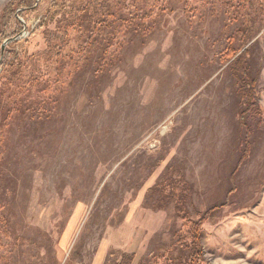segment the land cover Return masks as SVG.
Listing matches in <instances>:
<instances>
[{"label":"rangeland","instance_id":"rangeland-1","mask_svg":"<svg viewBox=\"0 0 264 264\" xmlns=\"http://www.w3.org/2000/svg\"><path fill=\"white\" fill-rule=\"evenodd\" d=\"M19 1L0 0V51L13 48L11 39L1 40L8 30L4 11ZM189 1L154 11L158 23L145 38L126 33L119 62L101 77L85 70L64 92L45 97L31 117L10 123L0 142V214L6 213L13 238L35 239L40 256L48 238L47 253L35 264H51L53 255L57 264H108L123 251L133 252L135 262L162 253L182 222L173 203L154 209L149 189L169 166L190 184L191 218L226 203L202 224L208 263L264 264V28L252 40L250 59L262 121L247 133L225 61L238 25L214 0ZM192 5L199 8L193 15L187 11ZM22 11L15 8L23 22L15 49L40 52L42 64L49 52L43 28L47 36L59 29L52 20L40 26L35 10ZM68 36L66 48L75 31ZM50 59L55 70L54 52ZM13 71L10 88L17 77H30L24 65ZM3 75L0 85L7 83ZM245 135L248 156L230 181ZM23 240L0 249L10 250V264L34 263Z\"/></svg>","mask_w":264,"mask_h":264},{"label":"trees","instance_id":"trees-1","mask_svg":"<svg viewBox=\"0 0 264 264\" xmlns=\"http://www.w3.org/2000/svg\"><path fill=\"white\" fill-rule=\"evenodd\" d=\"M170 1L173 0H20L15 6L20 7L22 12L35 10L38 16L41 15L39 17L40 26L52 20L59 29L55 33L57 36H47L46 33L49 31L45 29V26L43 28V34L48 40L49 52L47 58L42 60V64L39 60L40 52L28 54L26 50L25 54H20L15 49V45L20 44L21 41L15 39L23 27V22L19 19L21 14L15 13L16 7L5 10L4 16L8 30L1 35V40L11 39L9 44L13 48L8 50L7 47L0 51V78L4 76V73L8 75L7 83L1 82L0 85V142L8 137V133L6 137V132L13 119L19 116L24 117L26 114L31 117L37 109L36 106L43 102L45 97L49 101L56 93L64 92L67 89L65 85L77 79L85 73V70H91V74L96 79L101 77L111 66L119 62L126 33H130V38L132 36L145 38L158 23L152 17L154 11L162 13L167 2ZM180 1L184 4L190 2L189 0ZM197 1L201 6L212 2V0ZM214 1L220 3L223 8L225 7L228 13L227 19L238 25L235 30L236 41L231 43L232 45L230 44L226 50L225 61L229 73L237 83L236 93L238 105L241 108L239 122L248 133L250 124L254 126L262 121L263 113L258 102L255 77L250 76V59L252 44L256 43V40L253 42L252 40L259 29L264 28V0ZM196 6L192 5L187 11L193 15L195 10L199 9ZM56 15L59 17L55 18ZM70 30L75 31L76 36L72 45L66 48L70 42L67 40ZM60 34L64 37L63 41ZM53 39H59L60 43H53L51 47ZM53 52L56 58L55 70L48 65ZM21 65L30 69V77L26 82H21L17 77L18 83L15 88H10L9 86L13 83L10 75L15 76L16 73L13 67H17L18 72ZM50 69L52 76L48 72ZM33 70L35 74L32 73ZM57 78H63L62 82L56 83ZM64 78L69 80L68 83L63 81ZM52 83L55 89L51 88ZM32 87H35L34 92H31ZM34 104L35 109L32 108ZM247 137L248 135H245V146L240 149L235 166L230 173V181H232L237 166L248 156ZM168 169L162 175L161 181L153 185L149 192L153 199L154 209H160L173 203L174 212L181 219V227L173 234L172 242L162 253L139 258L137 262H135L133 252L123 251L108 264H209L202 246V224L208 213L226 203L224 201L218 207L213 205L202 213L197 212L196 218H191L187 210V203L190 200V184L184 181L183 177L176 175L175 167L169 166ZM232 190L233 187L226 191V198ZM0 218V249L7 246L11 248L12 244L17 245L15 242L22 241L23 237L13 238V229L5 212L0 214ZM3 236L10 240L8 244L4 243ZM44 241L45 253L48 250L49 241L46 236ZM24 243H27L28 248L32 250L31 259L34 260L32 264H35V259L38 262L42 261L44 253L40 256L35 239L23 240ZM24 249L26 250V246ZM173 250H177L178 254L173 255ZM9 258L10 250L7 253L0 251V264H10ZM47 258L50 259L49 256ZM50 260L51 264H57L54 255Z\"/></svg>","mask_w":264,"mask_h":264},{"label":"water","instance_id":"water-1","mask_svg":"<svg viewBox=\"0 0 264 264\" xmlns=\"http://www.w3.org/2000/svg\"><path fill=\"white\" fill-rule=\"evenodd\" d=\"M8 41H10V39Z\"/></svg>","mask_w":264,"mask_h":264}]
</instances>
